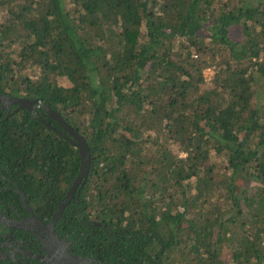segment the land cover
I'll return each instance as SVG.
<instances>
[{
	"label": "trees",
	"instance_id": "trees-1",
	"mask_svg": "<svg viewBox=\"0 0 264 264\" xmlns=\"http://www.w3.org/2000/svg\"><path fill=\"white\" fill-rule=\"evenodd\" d=\"M0 73L88 143L89 223L155 235L161 264H264V0H0ZM28 121L61 200L79 149Z\"/></svg>",
	"mask_w": 264,
	"mask_h": 264
},
{
	"label": "flooded vegetation",
	"instance_id": "flooded-vegetation-1",
	"mask_svg": "<svg viewBox=\"0 0 264 264\" xmlns=\"http://www.w3.org/2000/svg\"><path fill=\"white\" fill-rule=\"evenodd\" d=\"M1 81L0 73V96L25 98L13 95L12 88L4 87L6 83L1 84ZM14 116L19 117L18 121H13ZM0 119V264H161L159 257L164 254L165 246L156 256L155 248L150 245L155 235L108 233L101 229L109 227L102 220L89 223L79 198L84 186L78 185L68 200L72 181L64 197L59 199L61 179L57 163L53 162L52 167L45 166L43 153L34 150L38 148L32 142L35 139L24 136L28 131V120L35 119L64 133L39 103L38 106L19 108L17 104L0 102ZM7 133L11 135L8 137ZM62 137L69 142L72 138L69 133ZM9 139L13 140L14 146L5 142ZM62 203L65 204L63 212L57 216ZM65 212L76 213L79 221L73 222V216L67 219ZM77 223L84 225L80 227ZM88 227L90 233H87ZM139 254L143 255L141 263L135 259ZM147 256L153 257L154 261L147 262Z\"/></svg>",
	"mask_w": 264,
	"mask_h": 264
},
{
	"label": "water",
	"instance_id": "water-1",
	"mask_svg": "<svg viewBox=\"0 0 264 264\" xmlns=\"http://www.w3.org/2000/svg\"><path fill=\"white\" fill-rule=\"evenodd\" d=\"M0 102L7 103V104L9 103L17 104L19 105V108H22V107L28 108L29 106H38V103H39V105L44 110L47 111L49 116L52 117L63 128L64 133L63 131L56 129L55 127L47 123L48 127L54 129V131L64 136H67V133L71 134L72 138L70 137V142L79 149L81 162L79 166V172L72 184V189L69 192V196H68V200H69L71 198L70 196L73 194L75 189L78 187V185H80L83 179L84 180L87 179L89 172H90L91 160H92L91 150L85 138L81 134H79L78 131L74 127L70 126L59 112L53 110L50 106H48L40 98L30 100V99L17 98V97H12V96H7V98H4V96H0ZM64 205H65L64 203L60 205V209L57 212V216H60L61 213L63 212Z\"/></svg>",
	"mask_w": 264,
	"mask_h": 264
},
{
	"label": "rangeland",
	"instance_id": "rangeland-1",
	"mask_svg": "<svg viewBox=\"0 0 264 264\" xmlns=\"http://www.w3.org/2000/svg\"><path fill=\"white\" fill-rule=\"evenodd\" d=\"M10 60V59H9ZM10 63H11V66H12V61L10 60ZM214 74H215V70H214V68L213 67H209V68H206L205 70H204V77H205V81H206V83L207 84H210L211 83V81H212V78L214 77ZM185 154H182V156H184ZM246 184L248 185V186H253V185H255L256 184V182H250L249 180L246 182ZM90 186L91 187H95L93 184H90ZM90 187V188H91ZM86 192H88L89 191V188H85L84 189ZM83 190V191H84ZM84 194V193H83ZM100 211H102V208H99L98 209V212H100ZM101 218H103V219H106L104 216H102ZM103 219H101L102 221H103ZM106 220H108V219H106ZM108 221H110V220H108ZM164 237V235H161V237ZM162 237V238H163ZM159 244H160V242H159V240H156V239H153V241H152V243H150V245H152V248H155V250L157 249V253H159V252H161V250H159ZM148 246V245H147ZM164 260H165V258H163Z\"/></svg>",
	"mask_w": 264,
	"mask_h": 264
}]
</instances>
